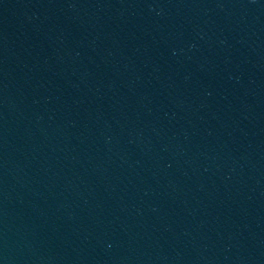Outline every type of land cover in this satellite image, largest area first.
<instances>
[{"label":"water","instance_id":"water-1","mask_svg":"<svg viewBox=\"0 0 264 264\" xmlns=\"http://www.w3.org/2000/svg\"><path fill=\"white\" fill-rule=\"evenodd\" d=\"M0 264H264V0H0Z\"/></svg>","mask_w":264,"mask_h":264}]
</instances>
